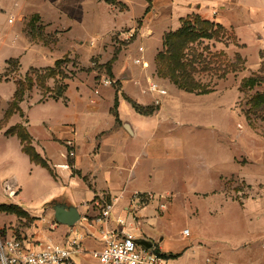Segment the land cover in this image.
I'll return each mask as SVG.
<instances>
[{
  "label": "crops",
  "instance_id": "1",
  "mask_svg": "<svg viewBox=\"0 0 264 264\" xmlns=\"http://www.w3.org/2000/svg\"><path fill=\"white\" fill-rule=\"evenodd\" d=\"M59 1L0 0V121L5 120L0 127V204H16L32 219L26 223L24 216L0 212V232L5 236L22 237L28 244H34L38 240L63 241L75 229L86 234L82 240L83 252L74 256L76 264H99L92 254V250L100 247L96 226L80 220L78 227L56 220L53 222L54 207L59 204L77 206L80 213L93 216L99 209L97 206L96 211V205L105 198H111L115 202L112 226L151 241V247L162 253L178 254L162 257L161 264H263L264 200L258 201L255 205L259 207L253 210L248 205L237 206L227 201L225 205L215 203L210 206L208 217L193 221L189 235L183 233L184 227L177 234L166 233L161 226L163 219L155 214L153 204L141 207L132 200L135 192H155L164 196L174 190L195 191L203 187L199 185L205 177L220 187L223 179L235 170L247 183H264V157L255 158L250 150L244 149L243 154L251 157L255 167L235 163L234 138L244 133L235 131L233 98L202 93L186 95L185 90L182 94L177 92L179 89L174 83L170 84L169 96V87L161 83L167 93L160 96L149 91L147 82H142L137 76L131 74L132 77L125 79L126 75L115 71L122 79L119 89L112 82H71L70 79L65 100L30 101L26 97L20 102L21 112L5 118L17 88L16 82L2 77L8 59L18 58L22 69L27 71L32 67L53 65L67 48L70 49L67 43L75 45L71 51L100 54L98 46L87 43L86 34L95 28L88 23L89 0H81L80 15L70 13L65 18L59 17ZM117 1H124L129 7L135 3L133 0ZM212 2L216 5L218 1ZM224 2L225 13L222 15L221 10L219 14L225 20L221 19V23H237L242 44L255 42L258 50L264 48V5L258 7L256 0ZM107 3L104 0L103 5ZM164 3L169 13L175 9L178 23L181 17L202 10L205 4L204 0H185L186 5L172 0H164ZM146 5L140 3L143 12ZM43 7L52 8L54 18L48 16ZM137 14L138 11L128 16L122 14L124 20L121 22H132ZM215 14L218 15L217 12ZM34 16H40L48 23L64 22V42L53 47L32 40L26 27ZM114 22L117 23L116 20ZM114 22L105 25L104 30L100 26L94 30L100 32V36L114 27ZM144 64L141 65L142 71L148 67V62L144 61ZM134 78L135 82H130ZM95 86L100 87L98 93L94 92ZM129 99L145 106L153 105L156 109L150 114H142ZM49 102L63 103V114L53 122L47 116L30 117L37 107ZM209 116L210 121L207 122ZM17 124H26L35 149L52 167H56L55 175L31 160L17 134L7 133ZM207 127L211 128L213 147L209 164L203 151L187 148L188 137L191 136L195 142V137ZM69 150L74 151V157H68ZM223 154H226L224 158ZM66 162H69V168L60 165ZM194 166L197 170L191 172ZM170 172L172 175L167 176ZM181 172L183 177L178 179ZM42 181L46 182L44 188ZM8 183L12 184L15 194H9ZM161 184L170 187L161 189ZM185 184H189L190 189ZM134 209L138 210L135 215L142 218L136 219ZM118 218H125V222H118ZM93 219L90 217V222ZM252 221L258 222L257 229L250 228L248 223ZM236 225L242 227L241 231L234 229ZM143 234L146 237H142Z\"/></svg>",
  "mask_w": 264,
  "mask_h": 264
},
{
  "label": "rangeland",
  "instance_id": "2",
  "mask_svg": "<svg viewBox=\"0 0 264 264\" xmlns=\"http://www.w3.org/2000/svg\"><path fill=\"white\" fill-rule=\"evenodd\" d=\"M172 1L173 3L186 5L184 3L185 0ZM216 1L218 2L214 5L212 0H204L205 4L202 10H196L187 16L181 17L178 23L177 15L174 13L175 9L169 13L164 0H133L135 3L131 7L124 1L117 4L107 3L105 7L103 5L104 0H100L99 3H96V0H89L88 23L91 27L97 29L96 27L100 26V29L104 30L105 25H110L115 20L117 23L114 22L115 26L100 36V32L94 29L86 34L87 43L90 46H98L100 48V51H98L100 54H87L83 50L71 51L75 45L73 43L72 45L67 43L71 50L67 48V51L61 55V58L67 57L70 59V61L64 64L66 66L64 68L67 69V72H73V76L70 78L71 82H112V85L119 89L122 79L121 77H117L115 74L116 71L119 74L126 75L127 78L125 79L132 77L131 74H133L137 76L136 78H140L142 82H147L149 77L153 81L162 83L165 87H169V96L171 92L170 84L173 82L159 72V60L157 58V54L160 51L167 49V45L164 43L165 35L170 31L177 30L182 25L184 19L192 18L191 21L193 23L191 24L195 29L193 32H199L201 30L200 26H203V21L211 23L208 30L212 32L213 38L202 37L196 38L195 40H188L184 47L185 55L191 60L193 68L196 69L193 75L195 80L200 82L195 83L199 84L200 87L206 88L205 90H210V92L202 94L206 96L224 95L233 98L236 114L234 119L235 131L239 133L242 131L244 133V135L237 134L234 138L235 163L239 164V166L242 164L243 166L254 168L255 166L251 157L243 154L242 150H250L252 152L250 154H254L255 158L262 159L264 157V48L258 50L255 42H251L249 45L246 43L242 44L239 33L237 32L238 24L234 22L230 24L221 23V19L225 20L222 16L225 13L224 0ZM140 3L147 4L145 8L143 7L145 9L144 12L141 10L142 6L140 9ZM256 3L260 7V5H264V0H256ZM81 5V0H60L58 3L59 17L65 18V15L68 17L71 15L70 13H73L74 16L80 15ZM174 5L172 4V6ZM131 8L133 10L129 11ZM43 9L47 11L48 16L54 18L53 15L55 14L52 8L43 7ZM221 10L222 15L219 14ZM137 11L138 14L132 22H121V20H124L123 15L128 16L132 12L137 13ZM216 12L218 13L217 16H215ZM195 18L198 21H195ZM217 22L223 26L222 29L214 25ZM64 25V22L60 24L48 23L41 19L40 16H35L32 23L29 22L27 24L26 31L32 40L42 41L47 45L57 47L56 45L59 42L61 44L65 40L63 37L66 36ZM137 26L139 30L136 31L135 37L127 39L128 32ZM243 28L245 29V27ZM142 33L147 34L143 37L140 36ZM137 37H140V43L136 41ZM71 42L73 41L71 40ZM140 44L145 46L144 52L139 50L138 46ZM62 51H65V49ZM239 57L241 60H239ZM143 61L148 62V67H146L147 74L145 73L146 71L141 70V65H144ZM10 70V72H3L2 77L14 82L24 79L25 75L31 72L30 69L24 71L21 63L17 65L15 62L11 63ZM250 77L256 79L254 81L255 83L251 86L247 85V87L241 88V83ZM136 78L130 82H135L134 80ZM70 79H67V82ZM61 82L62 76L60 74L49 77L45 81V85L50 89L49 91L44 92L43 88L35 85L32 89L25 91L24 98L27 97L30 101L37 99L41 101L44 97V100H46L50 95V91H53ZM175 87L179 89L177 92H184L177 85ZM99 88V86H95L94 92L98 93ZM185 94L201 93L186 91ZM36 110L30 115L32 119L36 115L47 116L53 122L56 117L63 114L65 106L60 102H49L41 107H37ZM24 119L26 120V118ZM208 121H210V116L207 117ZM211 137V128L207 127L203 128L201 133L195 137V142L191 136L187 139V148L189 150L196 148V150L203 151L208 164L211 163V148H213ZM225 155L223 154V158ZM191 157L193 158V156ZM55 169L56 167H52L53 175L56 173ZM196 170L195 167L191 169V172H196ZM205 173L206 171L202 172V175L205 176ZM170 175H172L171 172L167 173V176ZM181 177H183L182 172L178 179ZM42 182L44 188L46 182ZM178 183L184 186L182 182L178 181ZM199 186L202 188L195 191L177 192L174 190L164 196H159L155 192H152L153 198L148 199L145 204L142 203L141 207L153 204L156 211L155 214L163 219L161 226L164 227L165 232L177 234L178 230L183 227L184 229L190 228L192 231L191 226L193 221H196L197 218L202 220L206 216L208 217V210L215 203L222 202L225 205V201H227L237 206L248 205L253 210L259 207V205H255L258 201L264 200V183H247L242 179L240 172L236 170L233 174L223 179L220 187H218L219 184H211L209 178L206 177ZM159 187L166 189L170 186L161 184ZM185 187L190 189L189 184H185ZM46 190L47 188L43 192ZM109 201L114 200L105 198L100 203L105 204ZM97 206L100 208V205H96V211L98 209ZM137 208H140V206ZM137 211L134 209L133 214L135 215ZM83 215H87L90 218L96 214L91 216L81 212V216ZM135 216L137 217L136 219L142 218L139 215ZM24 217L26 223L32 221L30 215H25ZM55 220V217H53V222ZM123 220L125 222V218ZM79 222L73 227H78ZM200 223L198 222L197 224ZM248 224L251 226V229L258 228V222L252 221ZM234 229L241 231L242 227L236 225ZM234 229L231 228L233 232ZM225 231L224 237L227 235ZM142 237H146V234H143Z\"/></svg>",
  "mask_w": 264,
  "mask_h": 264
},
{
  "label": "built area",
  "instance_id": "3",
  "mask_svg": "<svg viewBox=\"0 0 264 264\" xmlns=\"http://www.w3.org/2000/svg\"><path fill=\"white\" fill-rule=\"evenodd\" d=\"M137 30H139L138 26L132 28L126 38H134ZM146 34L142 33L140 36L144 37ZM136 41L140 43V37H137ZM138 48L140 51H144L145 46L140 44ZM147 87L149 91L160 96L167 93L166 88L161 83L150 78H148ZM156 102H159L158 97ZM67 155L74 157L75 153L69 150ZM60 165L65 168L70 167L69 162ZM6 187L10 195L15 194L12 184L8 183ZM150 198H153L152 192H135L132 196V200L137 204L145 203ZM98 205L100 208L91 222L87 215L81 216L80 221L96 226L100 247L92 250V254L98 259L99 264L162 263L163 259L154 247L145 248L137 243L135 234L112 226L114 201L105 204L99 203ZM117 221L124 222L123 218H118ZM183 233L189 235L190 229L185 228ZM85 236V233L74 229L63 241L38 240L34 244H28L22 237L5 236L0 232V264H76L74 256L83 252L82 240Z\"/></svg>",
  "mask_w": 264,
  "mask_h": 264
},
{
  "label": "trees",
  "instance_id": "4",
  "mask_svg": "<svg viewBox=\"0 0 264 264\" xmlns=\"http://www.w3.org/2000/svg\"><path fill=\"white\" fill-rule=\"evenodd\" d=\"M106 1L113 4L120 3L117 0H106ZM191 19L192 18L184 19L182 25L179 28H177V30L170 31L165 35L164 43L165 45H167V49L162 50L157 54V58L160 62V63L158 62L159 72L163 76L168 77L175 85H177L179 88L185 91L196 92V93H207L210 92V90H205L206 88L200 87L199 84L195 83L200 81L195 80L193 74L194 72H196V69L193 68L191 60H189V58L186 57L184 47H185V43H187L188 40H195L196 38H202V37L213 38L212 32L208 30L209 25H211V23L203 21L204 22L203 26H200L201 30L199 32H193V30L195 29L191 24L193 23ZM32 20L33 18L31 19L30 23H32ZM195 21H198V19L195 18ZM214 25L221 29L223 27L218 22L215 23ZM239 60H241L240 57ZM68 61H70V59L67 57L66 58L59 57L55 60L53 65L40 67V68H36V67L30 68L31 72L25 75L24 79H20L16 81L17 88L15 91L14 99L10 103L9 108L6 111L5 118L9 117L14 112H21L20 102L24 99V94L26 90H30L36 85L43 88L44 92L49 91L50 89L45 85L46 79L58 74L62 76V82L58 84L57 87L53 89V91H50V95L47 98L50 97L54 99L65 100L66 99L65 91L68 86L67 79H70L73 76L72 71L67 72V69L64 68L66 67L64 66V64L67 63ZM12 62H15L17 65L20 64L18 58H10L7 60V67L5 71L7 72L11 71L10 66ZM254 81H256L254 77L245 79L244 82L241 83V88L247 87V85L251 86L253 83H255ZM42 100H44V97L43 99H41V101ZM129 100L131 101L135 109L142 114H150L156 109V107H154L153 105L145 106L132 99ZM113 112H115L116 114L115 108H113ZM4 122L5 120L0 121V127H2ZM24 126H25L24 124L14 125L7 130V133L17 134L23 143V150L29 154L31 160L48 168L49 171L52 173L51 165L35 149V147L32 144L31 136L26 126L25 127ZM0 212H14L20 216L29 215L27 212L22 210L18 205L13 203L0 204ZM155 250L157 251L160 257L167 258V257H175L178 255V254L162 253L158 248H155Z\"/></svg>",
  "mask_w": 264,
  "mask_h": 264
},
{
  "label": "water",
  "instance_id": "5",
  "mask_svg": "<svg viewBox=\"0 0 264 264\" xmlns=\"http://www.w3.org/2000/svg\"><path fill=\"white\" fill-rule=\"evenodd\" d=\"M54 217L58 223L73 226L81 219V213L77 206L67 207L59 204L54 207ZM136 241L145 248L152 246V242L145 238H137Z\"/></svg>",
  "mask_w": 264,
  "mask_h": 264
}]
</instances>
